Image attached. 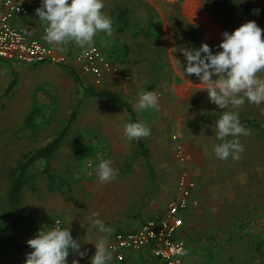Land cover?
I'll use <instances>...</instances> for the list:
<instances>
[{"label": "rangeland", "instance_id": "obj_1", "mask_svg": "<svg viewBox=\"0 0 264 264\" xmlns=\"http://www.w3.org/2000/svg\"><path fill=\"white\" fill-rule=\"evenodd\" d=\"M230 1L264 6V0ZM104 3L111 18L120 8L130 11L128 29L118 31L113 25L111 36L99 33L93 44L120 65V78L113 76L104 82L106 75L95 84L91 75H83L69 64L0 60V94L13 73L19 78L13 92L0 99V264H25L32 251L27 241L57 221L71 227L73 238L81 241L82 250H88L83 259L70 253L68 264L73 260L90 264L95 242L104 237L109 243L116 233L137 230L146 221L165 215L170 203L180 197L184 181L188 187L192 183L191 199L178 217L183 225L182 212L189 208L193 243L189 251L195 264L208 259L211 264H264V136L244 125L249 135L227 138L243 145L240 159H218L214 147L221 141L216 139L214 127L223 110L208 101L207 91L200 90L204 86L195 76L185 75V59L179 51L197 47L196 41L209 44L213 52L220 51L224 31L232 32L249 20L264 28V19L230 13L213 0ZM66 47L70 53L84 50L74 43ZM63 65L70 66L73 73ZM258 76L264 80V73ZM88 88L114 92L132 105L141 92L158 95L156 109L135 111L151 129L145 141L155 177L139 154L136 140L124 133V126L133 123L126 108L89 95ZM78 102L77 119L51 162L62 190L51 189L42 164H36L24 190L21 208L26 221H22L8 202L10 170L24 153L45 146L59 133ZM30 113L32 121H28ZM239 117L264 126V104L246 102ZM102 160H110L119 170L110 183L98 180L96 168ZM97 218L112 229L110 234L99 232L93 224Z\"/></svg>", "mask_w": 264, "mask_h": 264}, {"label": "clouds", "instance_id": "obj_2", "mask_svg": "<svg viewBox=\"0 0 264 264\" xmlns=\"http://www.w3.org/2000/svg\"><path fill=\"white\" fill-rule=\"evenodd\" d=\"M104 8V0H41V6L35 12L46 25L44 38L47 43L60 50H63L61 46L74 43L87 55L97 34L111 36L113 33L114 21ZM259 11L254 10L256 14ZM262 34L264 28L255 20H249L232 32L222 33L223 39L218 45L220 51L213 52L207 43L179 50L185 59V75L195 76L204 86L200 90L207 91L208 101L223 110L214 127L216 139L221 141L214 147V152L220 160L229 157L238 160L244 151L238 140L227 139L250 134L240 122L239 109L246 102L257 106L264 104V80L258 76L264 73ZM158 101L155 92H141L133 109L137 112L156 109ZM124 133L129 140H136L150 136L151 129L142 122L127 123ZM118 172L110 160L100 161L96 168L101 183L112 182ZM93 224L100 233L112 232L99 218ZM94 244L96 251L90 257V264H112L115 250L108 246L106 238L102 237ZM27 245L32 251L27 253L25 264H68L70 253L83 259L88 251L82 250L81 241L73 238L71 227L61 226L60 221L54 227L38 231ZM72 264H79V260H73Z\"/></svg>", "mask_w": 264, "mask_h": 264}, {"label": "built area", "instance_id": "obj_3", "mask_svg": "<svg viewBox=\"0 0 264 264\" xmlns=\"http://www.w3.org/2000/svg\"><path fill=\"white\" fill-rule=\"evenodd\" d=\"M37 0H5L0 10V58L15 60L25 64L56 62L71 65L83 75H91L96 84L104 76H121L119 66L112 62L98 46H93L87 55L84 50L74 56L58 52L52 45L39 38L29 36V30L16 23V19L26 17ZM192 183L184 181L180 197L170 203L168 212L146 221L137 230H125L115 234L108 246L114 249L117 260L124 261L127 254L148 249L164 264H194L188 261L184 252L186 242L177 236L181 221L179 210L190 204Z\"/></svg>", "mask_w": 264, "mask_h": 264}, {"label": "trees", "instance_id": "obj_4", "mask_svg": "<svg viewBox=\"0 0 264 264\" xmlns=\"http://www.w3.org/2000/svg\"><path fill=\"white\" fill-rule=\"evenodd\" d=\"M217 3L218 6L230 11V13H244L252 15L256 18L264 19V6L263 5H249L244 2H232L230 0H213ZM255 9H260L259 13L256 14L254 12ZM114 14L117 16V21H114V25L119 30H125L130 25L129 22V9L128 8H120ZM113 14V15H114ZM197 47H199V43L196 41ZM67 72H72L73 69L70 66L63 65ZM76 80L78 83H81V79L77 76ZM18 76L13 75L12 81L7 88L5 94H9L11 90H13L18 84ZM86 93L89 95H94L100 98H104L115 103L123 105L133 123L141 122L139 117L137 116L135 110L133 109V105L124 99L121 95L116 94L107 90H100L94 88H88ZM81 102H78L75 108L73 109L68 121L64 125L63 129L57 133L45 146L40 147L38 149L26 152L22 155V158L19 160L17 166L10 170V186L8 190V202L10 205L16 207L17 216L20 220L26 221V216L24 210L21 208V204L23 201V195L25 188L29 185L33 172L32 168L41 163L43 168L42 172L49 180V186L51 189L62 190V184L58 181L56 174L53 172L51 167L52 159L55 157L57 152L59 151L62 144L65 142L73 123L77 119L78 113L80 111ZM34 119L33 113L28 115V121H32ZM241 124L248 125L258 129L261 134L264 136V126L257 121L250 120L248 118L239 117ZM137 150L139 154L144 157L146 163L148 165L150 174L152 177H155V170L152 161L150 160L149 149L146 145L145 138L136 139ZM257 250L260 249L261 245L259 243L256 244Z\"/></svg>", "mask_w": 264, "mask_h": 264}, {"label": "crops", "instance_id": "obj_5", "mask_svg": "<svg viewBox=\"0 0 264 264\" xmlns=\"http://www.w3.org/2000/svg\"><path fill=\"white\" fill-rule=\"evenodd\" d=\"M37 1H38L37 5L31 9L30 14L26 17L16 19V23H18L19 25H23V26L27 27L29 30V36L30 37L39 38L42 41L46 42V40L44 38L46 25L39 20L38 16L36 15V12H35V10L41 6V0H37ZM4 5H5V0H0V10H2L4 8ZM112 19H113V21H117V16L114 14ZM128 19L130 22V25L128 26V28H129L131 26L130 11H129V18ZM128 28H126V29H128ZM125 30H118V31H125ZM50 45H52V44H50ZM52 46L60 53L69 54L71 56H74L76 54V53H70V52L66 51L65 50V48H67L66 46H61V47H63V50H60V47H58V46H55V45H52ZM0 60H2V61L5 60L6 62H11V63L16 62L15 60H6V59H2V58H0ZM40 63L43 64L46 62H40ZM50 63H56V62H50ZM36 64H38V63H36ZM13 75H17V74L13 73ZM13 75H12V78H13ZM113 76L114 75L109 74L106 76V78H104L103 81L105 82L107 79H111V78L114 79L115 76L114 77ZM12 78H11V81H12ZM118 78H120V77H118ZM18 80H19V78H18ZM11 81H10V83H11ZM10 83H9V85H10ZM18 83H19V81H18ZM186 83L188 84L189 82H186ZM9 85H8V87H9ZM17 86H18V84H17ZM186 87L187 86H185L184 90L188 89V87L187 88ZM7 88L5 89L3 94H0V99H2L3 96H9L13 92V90L15 89L14 88L13 90H11L10 93L7 95V94H5ZM182 91L183 90H181L180 93H183ZM185 94H189V92L187 91ZM179 126L180 127L183 126L181 119H179ZM186 137H187L186 143H187L188 148H189V138H188L189 134ZM182 216H183L184 222H183V225H181L178 228L177 236L183 238L186 242V249L184 252L185 258L188 261H191L195 264V262H197V260H196V258H193V254L191 253V250L189 251V244H193L191 242V239H189V226L191 224V223H189V208H187L186 210H184L182 212ZM112 264H164V263L160 259L153 256L149 252L148 249H144V250H141L138 252L128 253L124 261L117 260L116 256L113 254ZM204 264H211L210 259H208L206 262H204Z\"/></svg>", "mask_w": 264, "mask_h": 264}]
</instances>
